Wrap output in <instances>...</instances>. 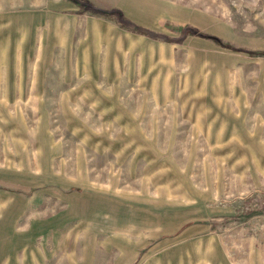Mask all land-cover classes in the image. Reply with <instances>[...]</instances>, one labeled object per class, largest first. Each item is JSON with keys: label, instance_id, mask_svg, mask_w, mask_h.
Instances as JSON below:
<instances>
[{"label": "rangeland", "instance_id": "1", "mask_svg": "<svg viewBox=\"0 0 264 264\" xmlns=\"http://www.w3.org/2000/svg\"><path fill=\"white\" fill-rule=\"evenodd\" d=\"M0 264H264V0H0Z\"/></svg>", "mask_w": 264, "mask_h": 264}, {"label": "trees", "instance_id": "2", "mask_svg": "<svg viewBox=\"0 0 264 264\" xmlns=\"http://www.w3.org/2000/svg\"><path fill=\"white\" fill-rule=\"evenodd\" d=\"M80 4H82L80 1H79ZM81 7H85L83 4ZM103 14H111V15H114V17L125 27H128L130 26L131 28L135 29V30H140L139 26L138 25H135L134 23H132L130 20H128L127 18L123 17L122 16V12L118 9H101V8H98ZM187 28V27H186ZM142 29V28H141ZM144 33H147V34H150V31H146L144 30ZM152 35V34H150Z\"/></svg>", "mask_w": 264, "mask_h": 264}]
</instances>
